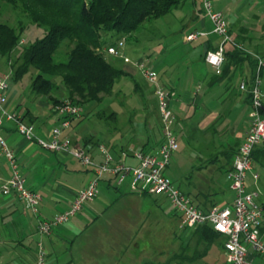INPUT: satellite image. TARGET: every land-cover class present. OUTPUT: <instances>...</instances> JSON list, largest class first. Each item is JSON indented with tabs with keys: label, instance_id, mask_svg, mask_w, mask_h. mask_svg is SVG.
Masks as SVG:
<instances>
[{
	"label": "crops",
	"instance_id": "1",
	"mask_svg": "<svg viewBox=\"0 0 264 264\" xmlns=\"http://www.w3.org/2000/svg\"><path fill=\"white\" fill-rule=\"evenodd\" d=\"M186 7L190 8L186 10ZM248 9L249 5H246L236 14L235 23L231 24L230 29L234 31V36L242 33L243 37L255 39L252 43L255 46L261 44V39L264 37V18L252 16L251 21L258 24V26L246 24L245 20L239 16L244 15ZM172 14L176 26L167 21V27L171 25V28L168 27L170 30L163 32V37L167 41L171 40L173 46L174 44L178 46L182 42L191 44L193 46L191 53L195 54L199 50L201 51L200 56L193 61L188 59L186 72L182 75H175L173 66H167L164 75H159L160 84L170 94L171 108L176 118L175 135L179 140L180 124L183 128L182 132L186 130L194 133L202 132L211 136L222 134L225 132L220 133L224 129L223 127L219 129L217 127L216 130L212 125L219 116L224 115V118L222 117L223 119L218 120L215 124L224 122V127L227 125L230 127L231 108L228 105L233 104L250 114L248 95L240 90V84L245 80L244 72L246 71L221 79L216 70L206 63V52L211 47L217 48L220 39L213 34V26L203 14L201 0H186L185 4ZM229 20H233V18L230 17ZM196 32L208 33V36L200 37L192 42L187 41V36ZM167 51L163 48L160 54L165 55ZM124 55L126 56V54ZM110 57L116 63H119L117 59L121 64L124 62L122 58ZM120 67L131 75L128 78L134 81L136 90L143 97L142 102H148L146 96L149 95L146 94V88L151 90V96L154 99L153 113L149 112L148 107L146 127L151 133H156L157 129L155 127L157 126L159 135L154 139L151 137L139 139L136 136L130 139H128V136L123 138L114 137L115 139L111 142L98 143L97 140H93V136L79 135L78 129L83 119H70L71 126L64 132V136L72 140L74 147L86 150L97 163L102 161L99 147L105 145L116 160H122L123 154L126 153L128 157L124 162L134 166L136 165V161L132 158L134 153L154 152L163 143L161 115L155 95V86L151 89V84L145 79L146 82L144 83L137 81L135 78L137 71L130 66L125 64ZM236 81L237 84H235ZM9 98L10 96H8V111L23 117L25 114H19L16 105ZM33 100H38L37 105L40 109L37 111L27 110V112L32 113L31 117L34 120L32 125L35 127L36 136L41 140L50 141L52 131L61 123L62 117L55 115L54 112L52 113L51 106L47 102L35 98ZM216 100L219 101V105L212 107L213 102ZM41 108L47 111L42 112ZM153 116H157V124L152 123ZM29 120L28 117L26 121L29 122ZM4 125L3 138L17 154L18 167L25 179L26 188L39 193L42 201L38 215H34L16 194L4 196L0 190V246L2 247L0 263L36 264L37 244L42 240L47 252L46 264H137L133 254L137 252L135 250L139 245L146 246L143 244L142 239H147L146 236L149 233L143 232L145 229L144 223L138 228L139 223L136 217L139 211H137L135 203L137 196L147 197L149 195L133 191L130 179L119 186L115 177L106 175L101 181L99 194L93 201L86 203L82 211L75 218L73 217L74 219L72 218L68 223L54 228L50 236L42 237L38 230L39 223L50 221L57 214L69 211L77 194L85 189L93 179V169L82 166L83 169L80 170L75 166L76 159L73 156L44 150L35 141L23 139L12 123L7 122ZM248 129L237 141L234 148L220 150L215 158L212 156L208 161H216L217 164H219V161H224L219 167L229 174V168L225 163L228 161L226 154L233 149L238 151ZM263 149L264 144L260 145L257 151ZM260 159L261 161H255L254 165V171L258 175V169L264 170V157L260 156ZM5 160L7 163L1 162ZM61 171L62 175H59L57 172ZM259 176L258 184L260 185L261 175ZM10 177L11 167L0 146V188ZM59 181L64 182L65 185H60ZM66 182L69 184L70 182L79 183L80 186L72 189ZM210 188L206 192H197L195 197L192 196L194 199L189 194L187 195L197 201L199 205L202 203L208 204L207 208L211 206V203L206 200L207 198L210 201L214 200V203H217L218 206L215 194L220 193V190L216 186ZM261 205L264 209V203ZM107 215L109 216L107 228H102L99 223ZM90 223L92 225L88 226ZM84 227L89 229L88 232L93 230L91 237H85L82 240L76 238L78 233L84 231ZM105 229H108L111 237L105 235ZM187 229L194 232V229ZM97 230L102 233L101 237L96 234ZM261 232L264 238V218ZM76 233L77 235H75ZM149 241L150 245L153 244L151 243V237ZM195 245L196 243L193 241L190 245L192 248L187 252L183 245L181 250L171 257V261L166 256L165 261L158 264L194 263L196 261L194 258L191 261L186 260V253L187 257H193ZM248 254L252 264H264V257L258 255L252 248H249Z\"/></svg>",
	"mask_w": 264,
	"mask_h": 264
},
{
	"label": "rangeland",
	"instance_id": "2",
	"mask_svg": "<svg viewBox=\"0 0 264 264\" xmlns=\"http://www.w3.org/2000/svg\"><path fill=\"white\" fill-rule=\"evenodd\" d=\"M246 5H249V9L244 15H240L239 17L243 18L246 24L258 26V24L253 23L251 20L253 18L252 16L264 18L263 0H214L215 10L223 13L230 28L231 24L235 23L236 14ZM189 8L190 7H186V10ZM230 17L233 18V20H229ZM167 21L171 23V25L176 26L173 14H170L166 17L146 23L138 34L131 38L130 41L125 42L122 53L126 54L131 63L122 62L137 71L135 78L141 83L146 82L137 69V64L142 59L149 60L158 75H164L168 68L167 66H173L172 68L175 75H182L186 72L188 59L193 61L200 56V50L195 54L191 53L193 48L191 44L182 42L178 46L175 44L173 46L171 40L167 41V39L163 37V32L171 28V25L170 27L168 26L169 28L167 27ZM0 22L7 23L17 29L21 27L24 28L22 45H20L18 51L12 55L10 60L11 63L19 57V50L21 51L22 48L31 45L38 37L41 38L44 35V30L33 25L25 14L6 3L0 4ZM261 41V45L264 48V37ZM163 48H165L166 51L168 50L165 55L160 54ZM66 52L67 49L65 46H62L56 56L57 59L61 61L65 60L64 54H66ZM106 57L111 61L110 56L106 55ZM117 62L120 63L114 62L117 66L125 65L123 63L121 64L119 59H117ZM6 75H12L11 66L6 58L0 56V77ZM34 75L35 71L32 69L31 73L27 74L18 83L10 81L9 99L16 105L19 114L24 115L27 110L37 111L40 109L37 105L38 100L35 101L31 98V80ZM175 75L172 76L176 77ZM163 77L165 78V76ZM235 84H237V81ZM150 86L151 89L154 88V85L151 84ZM146 89V94L149 95L146 96L148 98V102L146 103L145 101L142 102L143 97L136 90L134 81L129 78L123 79L119 84H116L111 95L102 94L101 96L104 100L101 103L85 102L80 99L79 96H74L75 101L79 102V104L73 106L82 110V116L78 118L80 120L83 119L78 129L79 135L93 136V140H97L98 143H104L106 141L111 142V140L115 139L114 137L123 138L128 136V139L134 136L139 139H147L149 137L154 139L157 137V135H159V128H157V126L155 127L157 129L156 133H151L146 127V113L148 112V107L149 112L152 114L154 104L151 90L148 88ZM56 95L62 100V103H71L69 92L64 86H60ZM38 99L45 101V103L47 102V104L51 106V112H54L55 115L57 114L56 108L52 102L45 98ZM218 105L219 101L216 100L213 102L212 107ZM228 106L231 108L230 127L228 125L224 127V122L215 124L218 120H222L224 115L221 117L219 116L220 119L217 118L212 125L216 130L217 127L218 129L223 127L224 129L220 131V133L225 132L222 134L211 136L202 132L194 133L193 131L188 132L187 130L182 132V125H179L181 128L179 132L180 135L178 136L180 148L173 154L171 165L165 173L166 177L176 187L181 189L184 193L189 194L191 197H195L197 192H206L211 189L210 187L216 186L220 190V193L216 195L215 198L218 202V206L221 208L231 206L235 194L231 190V180L227 172L219 167L224 161H219V164H217L216 161L208 160L212 156L215 158V156L218 155L217 152L220 150L230 147L234 148L237 141L241 139V136L245 134L249 127L248 111L245 112L244 109H239L233 104ZM41 110L42 112L47 111L44 110V108H41ZM57 115L62 117L59 114ZM157 121V116H153L152 123L157 124ZM128 139H126V141H128ZM1 162L7 163L6 160ZM74 163L78 169H83L81 162L75 160ZM258 171L259 175H261V182L260 185L258 184L254 189H258L259 191L258 203L261 205L264 203V170L258 169ZM57 173L62 175V171ZM250 181L253 183L251 176ZM59 184L65 185L64 182L60 181ZM69 186L72 189H76L80 184L70 182ZM137 197L135 207L140 213V215L138 213L136 217L139 223L138 228L144 223L145 229L143 232L149 234L146 236L147 239H142L143 244L146 246L139 245L135 250L137 252L133 254L135 263L158 264L161 261L164 262L166 256L170 258L171 261V257L177 254L183 245L185 248L191 245L194 241L193 232L187 228L183 229L181 227L180 215L176 213L167 196ZM40 207L41 204L39 205V210L41 209ZM108 217L107 215L105 218L101 219L99 224L102 228H107ZM91 225L92 223L88 226ZM86 228L84 227V231L78 233L76 238L82 240L85 237H91L93 230L88 232L89 229ZM104 232L106 236L111 237L108 229H105ZM100 233L99 230L96 231V234L101 237L102 233ZM75 235H77V233ZM150 237L151 243H153L151 245L149 241ZM1 250L2 247L0 246V251ZM223 263H225L223 254L214 248L207 257L198 259L191 264Z\"/></svg>",
	"mask_w": 264,
	"mask_h": 264
},
{
	"label": "built area",
	"instance_id": "3",
	"mask_svg": "<svg viewBox=\"0 0 264 264\" xmlns=\"http://www.w3.org/2000/svg\"><path fill=\"white\" fill-rule=\"evenodd\" d=\"M201 5L204 16L213 26V34L220 39L218 47L206 53L205 61L216 70L217 74H221L227 49L234 47L244 50L245 47L230 33V27L223 13L214 8V0H201ZM206 36L208 33H191L187 36V41H196ZM124 47L125 40L121 41L117 47H109L106 52L109 56L122 58L125 63L129 64L131 61L122 53ZM253 55L257 59L253 84L251 88L248 87L246 80L240 84V90L250 95V124L245 139L235 156L232 170L228 174L231 180V190L235 194L230 207L216 206L209 211H203L190 196L183 193L166 177L165 173L171 165L172 156L180 148L179 140L174 132L176 118L171 108L170 94L160 84L159 75L147 59L140 60L137 69L145 80L155 86L164 141L154 152L134 153L132 155L136 161L134 166L124 162L128 157L126 153L123 154L122 160H116L105 146L99 147L102 158L100 163L95 162L86 150L74 147L72 140L65 137L64 132L71 126L70 119H78L82 116V110L71 103H61L55 107L57 114L62 116V121L52 131L51 140L44 141L37 138L34 125L26 123L18 114L8 111L11 75L1 76L0 146L11 167V177L1 186V193L4 196L16 194L28 210L38 215L42 197L39 193L26 188L25 179L18 167L17 154L3 138L5 122H13L16 124L17 133L23 139L35 141L44 150L71 155L84 167L92 168L94 172L93 179L85 189L77 194L69 211L57 214L50 221L39 223L38 230L42 237L50 236L54 228L68 223L80 213L86 203L98 196L103 178L106 175H112L119 186L130 179L132 190L137 193L167 196L176 213L180 215L182 228L196 229L207 225L212 226L226 239L225 264H252L248 254L249 248L264 257V238L261 232L264 209L258 203L259 191L254 189L258 185L260 176L254 171L253 158L255 150L264 143V59L259 55ZM250 176L253 185L250 182ZM46 258L47 252L41 240L37 244L36 264H46Z\"/></svg>",
	"mask_w": 264,
	"mask_h": 264
},
{
	"label": "trees",
	"instance_id": "4",
	"mask_svg": "<svg viewBox=\"0 0 264 264\" xmlns=\"http://www.w3.org/2000/svg\"><path fill=\"white\" fill-rule=\"evenodd\" d=\"M185 2L186 0H0V4L6 3L14 7L25 14L33 25L44 30V35L19 50V57L11 63L12 55L22 45L24 28L17 29L0 22V56L6 58L11 66V82L18 83L32 69L35 71L31 80V93L35 99L45 98L56 107L62 103L56 94L60 86H64L69 92L72 105L79 104L74 96H79L85 102L101 103L104 100L102 94L111 95L116 84L131 77L114 64L113 59H107V49L117 47L123 40L130 41L146 23L172 14ZM230 33L234 35L232 29ZM235 38L245 49H227L225 64L219 77L224 79L246 71L244 79L251 88L257 66V59L253 54L264 59V48L261 44L253 46L255 39L243 37L242 33H238ZM62 46L67 49L63 61L56 57ZM215 49L211 47L208 51ZM247 100L250 103V95ZM31 115V112H26L22 119L33 124ZM28 117L29 122L26 121ZM9 123L16 126L13 122ZM237 152V149H233L226 154L228 161L225 163L229 171L232 170ZM260 156L264 157V149L255 150L254 165L255 161H261ZM206 200L211 203L209 208L206 203L199 205L197 201H193L203 211L217 206L214 200ZM193 234L196 243L194 256L187 257L186 252L192 248L189 245L185 248L186 260L205 258L214 248L224 254L226 239L212 226L197 227Z\"/></svg>",
	"mask_w": 264,
	"mask_h": 264
}]
</instances>
